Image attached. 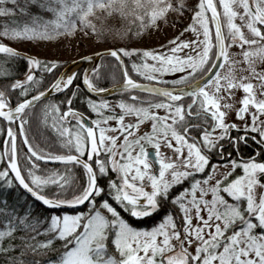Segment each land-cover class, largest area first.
Listing matches in <instances>:
<instances>
[{
  "label": "snow or ice",
  "instance_id": "1",
  "mask_svg": "<svg viewBox=\"0 0 264 264\" xmlns=\"http://www.w3.org/2000/svg\"><path fill=\"white\" fill-rule=\"evenodd\" d=\"M28 2L0 0V17H28L4 23L0 37L46 40L78 27L101 35L88 19L98 8L141 28L185 8L183 0H31L53 14L45 19ZM191 20L184 31L194 38L181 34L161 51L106 50L122 76L113 88L98 83L101 63L44 86L58 63L0 40V77L14 75L9 62L26 61L24 79L0 87V264H264V0H199ZM236 89L242 127L221 103ZM113 90L127 98L109 102ZM52 93L63 98L46 99ZM34 120L57 147L30 138ZM250 142L256 150L245 155ZM35 203L44 209L36 216ZM153 217L152 227L135 226Z\"/></svg>",
  "mask_w": 264,
  "mask_h": 264
},
{
  "label": "rangeland",
  "instance_id": "2",
  "mask_svg": "<svg viewBox=\"0 0 264 264\" xmlns=\"http://www.w3.org/2000/svg\"><path fill=\"white\" fill-rule=\"evenodd\" d=\"M198 2L199 0H183L185 8L182 12L169 10L152 23H148L146 18V21H143V28H141V23L133 16H122L115 12L108 13L105 9L98 8L94 11V14L89 15L88 19L96 25L97 29L102 33L101 35L94 34L88 28L81 29L78 27L70 34L62 31L60 35L54 36L50 39L25 40L23 45L20 44V46L12 47L44 61H56L58 63V68H60L57 74V76H59L68 63L77 61L82 57L98 51L111 49L107 48L106 44L114 48L126 47L135 48L141 51H161V45H166L168 41L172 40L174 37L181 36V34L182 39H193V33L191 31H184V29L192 22V10ZM172 3L175 5L177 0H172ZM129 6L131 7V2H129ZM140 13L143 14L144 10L141 9ZM126 22L128 23L126 24ZM129 29L133 30V36L131 37L127 36ZM240 51V48L235 46L229 50L232 58L237 61L242 59L239 55ZM241 67H243V65L240 63L236 65L235 71L237 76L241 74ZM84 68L85 67L83 66L79 67L75 69L74 72L81 71L82 74ZM101 70L106 72L104 73V76L106 77L105 79H107L112 86L120 84L121 73L119 72V69L114 67L112 62H105ZM89 74H91L90 71ZM135 75L139 77L137 74ZM23 79L24 77L20 80ZM242 95V90L236 89L234 90L233 96H225L221 101L222 104L230 103L232 105L230 109H227V119L240 124L241 127L243 126L244 121L235 116V109L239 106V99ZM110 102L115 103V101ZM126 119L133 118L128 117ZM146 128L147 125H144L140 130L144 131ZM233 134H235V130H233ZM162 151H165L166 153L168 152L167 149H162ZM221 171H223V169H221ZM150 221L151 220L147 222L149 223Z\"/></svg>",
  "mask_w": 264,
  "mask_h": 264
},
{
  "label": "trees",
  "instance_id": "3",
  "mask_svg": "<svg viewBox=\"0 0 264 264\" xmlns=\"http://www.w3.org/2000/svg\"><path fill=\"white\" fill-rule=\"evenodd\" d=\"M129 2H131V0H129ZM19 3L21 5H23L25 3V0H19ZM27 9H28V13L29 14H36V15H39L45 19H50L52 18V13L50 11H48L47 9H42L40 6H39V3H32L31 0H29V2L27 3ZM141 14V13H140ZM131 17V15H128ZM28 17L25 15V14H22V13H19L17 12V14L14 16V17H0V27L3 26L4 23L6 22H10L12 19H18V20H26ZM127 20V19H126ZM140 23L141 21L138 20ZM146 21V20H145ZM125 22V21H123ZM128 22H126L127 24ZM144 26V24H143ZM132 32L133 30L132 29H129V32H127V36L128 37H131L133 36L132 35ZM0 40H2L4 43L6 44H9L10 46H20L23 45L24 41L25 40H20V41H12V40H8V39H5L3 37H0ZM106 47L107 48H111V49H114V47L110 46V45H107L106 44ZM5 59V57L3 56H0V60H3ZM113 62V60L108 57V56H101L100 59L98 60V63H101L102 65L105 63V62ZM6 67H8L9 69H11V71L14 73L13 76H10V77H0V87H2L3 85H5L6 83H8L10 80H14V79H21L22 77L25 76V72H26V61L21 59V58H16L14 61H11L9 62ZM59 69L60 68H57V69H54L53 70V73H43V76H44V81H43V85L44 86H47L48 83H50L53 79H55V77L57 76L58 72H59ZM120 72V71H119ZM104 72L103 70H101V78L99 79L98 83L101 87H104V88H109L110 86H112V84H110L107 79H105L106 77L104 76ZM78 74L81 76V71L78 72ZM120 74V73H119ZM133 75L134 78L138 79V80H141L143 82L142 79H140L139 77H137L135 74L131 73ZM37 75H40V73L38 72ZM122 81V77H121V74H120V82L121 83ZM118 82V81H117ZM116 82V83H117ZM81 85V88L83 89V85H82V81L81 79H76L75 82H74V85ZM85 91V90H84ZM86 92V91H85ZM70 94V93H69ZM139 95H142V93H138ZM127 93L124 92H117L113 95H110L108 97H106L105 99L109 100L110 101H117L119 99H122V98H127ZM63 98V95L62 94H57V95H54L48 99H55L57 101L61 100ZM13 103H15V95L13 96ZM43 103V102H42ZM74 107H78V108H81V110H83V106L80 104V100L79 98L76 99L74 105ZM35 135L36 137V140L38 142L41 143V145H49V146H53V147H57L56 145L53 144V140H54V137L52 136V134L49 132V131H46L42 128H40L36 121L34 120L33 121V124L31 126V132H30V138L32 135ZM256 150V146L255 144L251 143L250 142V146L246 149H244V153L245 155H251L254 151ZM233 155H235V153L233 152ZM3 164L1 162L0 164V167H2ZM177 191H179V189H177ZM175 194V193H173ZM23 192L21 191V197H23ZM9 199V202L10 204L11 203H14V197L12 196H9L8 197ZM30 199V198H29ZM26 206V205H25ZM0 207H2V205H0ZM34 207V211H33V215L36 216V215H40L42 212H44V209L38 204V203H35L33 205ZM17 208L19 209L20 206L17 205ZM21 212H22V209H20ZM77 210H80L77 209ZM45 215H47V213H44ZM160 219V217H153V219H151V221L148 223L147 221H144V222H140V223H136L135 226H138V227H152L153 226V223L155 222H158ZM132 221L134 222L135 220L132 219ZM139 224V225H137ZM17 235H19V233H17ZM40 259H43V257H38Z\"/></svg>",
  "mask_w": 264,
  "mask_h": 264
},
{
  "label": "water",
  "instance_id": "4",
  "mask_svg": "<svg viewBox=\"0 0 264 264\" xmlns=\"http://www.w3.org/2000/svg\"><path fill=\"white\" fill-rule=\"evenodd\" d=\"M106 50H108V49H106ZM106 50L98 51V52H96V53H93V54L88 55V56H92V60H84V59H83L84 57H82V58L78 59L77 61H74V62L68 63V64L64 67V69L62 70V72L59 74V76H60L61 74L65 75V74L70 70V68H72L73 66H76V69L79 68V67H82V66H83V67H85V68H84L83 71H82V74H81V76H82L86 69H88V70L90 71V69H91L92 67H94L96 63H98V60H99L100 57H101V55H100L101 53L104 54L103 56H107V52H106ZM18 51H20V50H18ZM20 52H22V53H24V54H26V55H29V54H27V53H25V52H23V51H20ZM30 56H31V55H30ZM33 57H34V56H33ZM85 57H87V56H85ZM73 72H74V71H73ZM81 81H82V80H81ZM120 84H121V83H120ZM113 86H115V85H113ZM113 86H112V87H109V88H113ZM85 91H86V89H85ZM117 92H120V91H119V90H113V91H111L109 94H107L106 96H104V98H106V97H108V96H110V95H113V94H115V93H117ZM54 95H56V93H52L51 95L47 96L46 99H48V98H50V97H52V96H54ZM96 98H99V97H96ZM21 191L23 192V190H21ZM29 198L32 199L31 197H29ZM77 209H79V206H77ZM132 219L135 220V218H132Z\"/></svg>",
  "mask_w": 264,
  "mask_h": 264
},
{
  "label": "bare ground",
  "instance_id": "5",
  "mask_svg": "<svg viewBox=\"0 0 264 264\" xmlns=\"http://www.w3.org/2000/svg\"><path fill=\"white\" fill-rule=\"evenodd\" d=\"M75 69H76V66H73L64 76H67L68 74L72 73Z\"/></svg>",
  "mask_w": 264,
  "mask_h": 264
}]
</instances>
